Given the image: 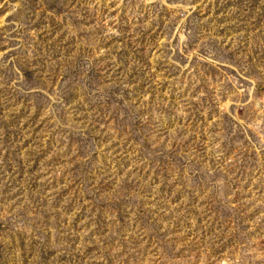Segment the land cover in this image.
I'll return each instance as SVG.
<instances>
[{"label":"rangeland","instance_id":"obj_1","mask_svg":"<svg viewBox=\"0 0 264 264\" xmlns=\"http://www.w3.org/2000/svg\"><path fill=\"white\" fill-rule=\"evenodd\" d=\"M0 264H264V0H0Z\"/></svg>","mask_w":264,"mask_h":264}]
</instances>
